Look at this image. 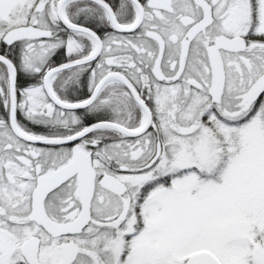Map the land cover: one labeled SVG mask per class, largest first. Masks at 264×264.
Here are the masks:
<instances>
[{
    "label": "snow or ice",
    "instance_id": "snow-or-ice-1",
    "mask_svg": "<svg viewBox=\"0 0 264 264\" xmlns=\"http://www.w3.org/2000/svg\"><path fill=\"white\" fill-rule=\"evenodd\" d=\"M0 264H264V0H0Z\"/></svg>",
    "mask_w": 264,
    "mask_h": 264
}]
</instances>
